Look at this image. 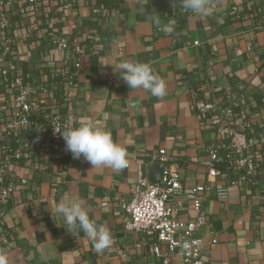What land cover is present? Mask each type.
<instances>
[{
	"label": "crops",
	"instance_id": "crops-1",
	"mask_svg": "<svg viewBox=\"0 0 264 264\" xmlns=\"http://www.w3.org/2000/svg\"><path fill=\"white\" fill-rule=\"evenodd\" d=\"M36 2L29 8L26 0H13L6 11L10 27L0 41L9 42L12 55L5 60L15 58L19 74L46 88L40 105L48 104L72 128L92 124L110 132L126 149L128 166L92 169L83 157L64 160L40 149L35 167H14L28 184L0 208V251L7 253L8 264H163L153 254L156 236L126 232L117 206L118 199L131 198L139 171L149 182L160 175L159 164L143 157L157 150L174 158L180 220L198 215L186 194L200 184L208 187L202 211L207 228L201 234L218 242L202 252L204 264H264V0H209L214 12L206 18L183 14L179 0ZM101 7L107 13L94 14ZM61 38L85 51L71 79L59 77L73 55L56 48ZM124 62L149 64L165 82L166 95L130 89L120 77ZM197 101L215 110L198 113ZM224 108L233 117L216 123ZM241 114L248 129L233 125ZM220 126L246 129L254 161V175L246 181L233 170L237 157L228 162L223 149L216 153L220 175L208 177L209 148L220 141ZM219 189L227 190L224 202L215 196ZM65 193L82 199L90 218L110 229L112 244L103 252L97 253L82 231L68 232L55 214ZM169 264L182 260L171 257Z\"/></svg>",
	"mask_w": 264,
	"mask_h": 264
},
{
	"label": "built area",
	"instance_id": "built-area-1",
	"mask_svg": "<svg viewBox=\"0 0 264 264\" xmlns=\"http://www.w3.org/2000/svg\"><path fill=\"white\" fill-rule=\"evenodd\" d=\"M26 2L29 8L37 4L36 0ZM12 3L13 0H0V34L10 27V21L5 14ZM93 12L102 16L107 13V9L96 8ZM181 12L191 16V12L183 8ZM55 46L60 51H70L73 54L72 60L65 61V67L59 73L61 79H71L78 74L85 51L78 45L71 47L62 38L57 39ZM11 55L9 42L0 41V84L4 87V93L0 95V208L3 209L9 205L15 190L28 184L25 177L17 175L14 167L34 165L33 157L40 149L52 151L64 160L72 157L66 150L60 134L54 132V125L66 130L72 128L71 123L64 120L55 110H50L48 104L40 105L39 97L46 94V88L32 85L19 74L15 58L5 60L6 56ZM194 109L198 113L215 110L211 103L202 101L195 102ZM219 115L220 119L218 118L216 123L221 119H229L232 111L230 108H224ZM232 122L233 125L243 123L244 128L249 127L242 114ZM33 130L37 131L36 137L31 136ZM245 132L246 129L236 131L234 126L219 127L218 134L223 138L209 148V178L220 175L216 158V153L220 149L228 152V162L231 157H237L236 165L234 168L232 165V168L241 173L240 177H243V180L246 181L254 175L253 157L248 152L251 140ZM224 140H228V143ZM143 157L149 164L161 165L160 179L158 183L153 184L139 171L137 183L131 190V198L117 200V206L125 216L124 230L156 236L158 245L153 248V254L155 258L161 259L163 264H169L170 258L175 256L181 258L182 264H204L202 252L218 242L216 236L205 239L201 234V231L207 228V218L202 211L208 187L200 184L186 194L187 200L198 215L194 221H182L178 218V210L175 207V199L181 193V183L178 172L171 168L173 156L164 150H157L145 153ZM215 196L224 202L227 199V190L219 189ZM101 205L106 207L108 204ZM160 246L166 248L165 253Z\"/></svg>",
	"mask_w": 264,
	"mask_h": 264
},
{
	"label": "clouds",
	"instance_id": "clouds-1",
	"mask_svg": "<svg viewBox=\"0 0 264 264\" xmlns=\"http://www.w3.org/2000/svg\"><path fill=\"white\" fill-rule=\"evenodd\" d=\"M181 7L199 17L213 15L214 7L209 0H179ZM156 24L160 21L153 18ZM120 77L130 89L143 88L154 97L166 95L165 82L153 74L147 63L124 62L120 65ZM54 132L59 133L65 142V147L72 154L73 159L83 157L93 168L107 166L114 170H121L128 165V153L125 148L117 144L111 133L97 128L92 124H82L79 127L61 130L54 125ZM55 214L63 218L65 229L69 232L82 231L92 242L97 253L103 252L112 244V233L106 225L98 226L91 219L82 199L65 193L54 208ZM0 264H8L6 252L0 251Z\"/></svg>",
	"mask_w": 264,
	"mask_h": 264
},
{
	"label": "water",
	"instance_id": "water-1",
	"mask_svg": "<svg viewBox=\"0 0 264 264\" xmlns=\"http://www.w3.org/2000/svg\"><path fill=\"white\" fill-rule=\"evenodd\" d=\"M158 166L161 169V165H158ZM159 179H160V175L158 174V175H156V178H151L150 182L153 183V184H156V183H158Z\"/></svg>",
	"mask_w": 264,
	"mask_h": 264
}]
</instances>
